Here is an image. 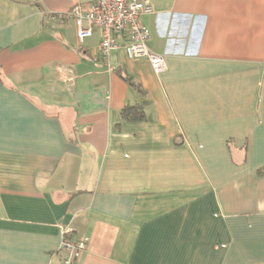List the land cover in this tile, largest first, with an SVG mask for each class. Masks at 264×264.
<instances>
[{
	"label": "crops",
	"instance_id": "0c3cea01",
	"mask_svg": "<svg viewBox=\"0 0 264 264\" xmlns=\"http://www.w3.org/2000/svg\"><path fill=\"white\" fill-rule=\"evenodd\" d=\"M88 1L0 0V264H60L62 226L77 264H264V0H146L158 75L78 43Z\"/></svg>",
	"mask_w": 264,
	"mask_h": 264
},
{
	"label": "built area",
	"instance_id": "2783aa9c",
	"mask_svg": "<svg viewBox=\"0 0 264 264\" xmlns=\"http://www.w3.org/2000/svg\"><path fill=\"white\" fill-rule=\"evenodd\" d=\"M152 13L146 0H89L74 5L68 15L74 22L78 43L99 30L96 58L107 65L108 70H111L110 54L122 49L128 60H147L153 73L158 75L166 68L165 59L148 47L150 32L142 22L144 16ZM71 232V227H61L64 257L60 264H77L86 249L87 239H69L66 236Z\"/></svg>",
	"mask_w": 264,
	"mask_h": 264
},
{
	"label": "trees",
	"instance_id": "16d2710c",
	"mask_svg": "<svg viewBox=\"0 0 264 264\" xmlns=\"http://www.w3.org/2000/svg\"><path fill=\"white\" fill-rule=\"evenodd\" d=\"M117 72L121 77V79L124 82H126L129 88L134 92L137 98V103L132 108L126 107L124 110H122V113L126 115V117L129 115L130 116L129 119L131 120H145L146 118L144 116V111H143V106L147 102L145 91L125 71H121L120 69H117Z\"/></svg>",
	"mask_w": 264,
	"mask_h": 264
}]
</instances>
